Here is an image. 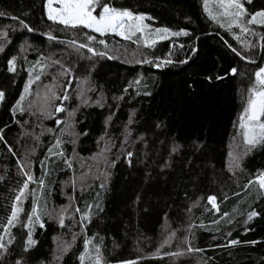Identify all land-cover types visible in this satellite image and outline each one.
Listing matches in <instances>:
<instances>
[{
	"label": "trees",
	"instance_id": "trees-1",
	"mask_svg": "<svg viewBox=\"0 0 264 264\" xmlns=\"http://www.w3.org/2000/svg\"><path fill=\"white\" fill-rule=\"evenodd\" d=\"M108 2L153 17L146 20L152 28L186 30L189 35L174 36L151 49L139 45L138 50L108 35L105 51L112 59L91 57L85 51L77 61L75 53L68 55L72 50L58 42L71 39L72 32L47 20L45 0H0V12L19 17L34 29L28 32L18 22L0 16V30L8 33V43L0 52V91L5 93L0 101V224H6L14 197L27 178L18 171L20 163L33 176L20 204L19 221L5 235L7 251L0 252V264H16L17 260L22 264H81L86 237L89 252L94 256L92 246L99 245L106 264H264V193L249 183L264 172V144L243 155L242 138L235 136L234 127L246 89L264 64L260 47L264 28L249 25L255 36L233 30L242 41L254 45L245 48L233 34L208 19L203 0ZM243 3L250 12L264 7V0ZM49 31L58 40H47L44 33ZM95 47L103 49L98 44ZM233 48L255 63L242 60ZM41 56L61 60L73 70L76 79L68 89L69 99L63 102L66 111L58 116L68 119V111L74 110V127L68 130L74 135H62L55 117L40 112L44 86L63 96L69 78L57 76L60 66L51 61H44L50 67L25 96L26 111L12 112L29 80V70L34 69L33 76L40 74L35 62ZM12 57H16L15 71L9 72ZM144 59L152 63L137 62ZM162 60L172 62L154 66ZM232 68L237 69L236 75L230 74ZM84 77L92 89L83 86L86 103L77 98L76 81ZM59 103L52 101L49 110ZM57 136L62 141L60 148L53 147L49 153ZM106 143L110 150L98 155ZM57 151L63 156L56 155ZM128 151L133 153L131 163ZM230 152L241 153L239 168L233 167ZM65 159H70L72 168ZM82 173L87 174L83 190ZM41 179L43 188L38 184ZM33 193L41 209L47 205L59 211L67 206L69 211L63 228L48 215L41 216L43 228L31 225L35 244L25 252L28 228L24 224ZM209 196L216 197L218 212L208 203ZM88 205L92 206L90 222L84 221L81 229L80 213L89 212ZM77 207L80 213L74 211ZM252 210L259 215L247 220ZM190 224L194 225L191 234ZM172 230H177L175 236L161 247ZM0 234H4L2 227ZM185 237L200 251H185ZM233 239L239 243L222 247ZM61 243L69 245L62 254L58 252ZM170 252L182 254L172 256ZM84 264H92L91 256L85 257Z\"/></svg>",
	"mask_w": 264,
	"mask_h": 264
},
{
	"label": "snow or ice",
	"instance_id": "snow-or-ice-1",
	"mask_svg": "<svg viewBox=\"0 0 264 264\" xmlns=\"http://www.w3.org/2000/svg\"><path fill=\"white\" fill-rule=\"evenodd\" d=\"M248 4H252L253 0H247ZM44 9L46 12V17L48 21H51L53 24H58L63 27L64 30H70L72 32V38L63 41L59 40L61 44H65L66 48H70L72 51L67 53L71 55L75 53L77 61L84 57V52L90 54L91 57H105L109 59L113 57L105 51L108 48L106 40L104 37L108 35H114L120 37L125 41H131L137 46L143 45V47L151 49L162 40L169 39L173 36H187L189 33L186 30H181L178 32H173L167 27H158L152 28L149 24L145 23L146 20L154 19L151 16L146 15L145 13H137L128 8H118L112 6L108 0H45ZM203 12L207 15L208 19L217 23L218 26L225 31L233 34V38L237 40L238 43H241L245 48L254 47L248 41H242L240 35L233 32L234 29H238L240 34H251L253 36L257 33L249 27V25H257L264 28V7L255 10L249 11L245 4L242 3V0H203ZM0 16H3L7 19H10L14 22H18L23 29H27L28 32H33L34 29L29 26L24 20L19 19V17L12 15L8 16L6 13L0 12ZM95 34V35H93ZM47 40L53 41L58 40L57 37L53 36L49 31L44 33ZM135 38V39H134ZM260 40L264 42V35L260 36ZM8 43V33L6 30H0V52L4 51V45ZM103 46V49H98L95 45ZM182 47V45H181ZM229 47H231L229 45ZM261 49H264V43L260 45ZM195 50V49H194ZM237 56H240L242 60H247L248 63H255L254 60L244 56L241 52L237 51L235 48L232 49ZM15 61L16 57H12L8 60V71H15ZM44 61H51V65H59L60 71L56 74L57 76H68L67 82L64 84V95L58 96L54 88L45 85V92L43 96L44 105L41 106L40 112L41 115L47 116L48 118L55 117V122L57 127L60 130V133L63 135L67 133L68 135H74V132H69V129L74 127V122L71 121V117L74 114V110L68 111V119L62 120L59 118L58 114L66 111L63 106V102L69 99L68 89L73 85V81L76 79L71 66H65L61 60H55L51 56L43 57L41 56L35 64L39 66V73L33 76L34 69L29 70V80L24 86V92L20 95V98L16 101L15 106L12 108L13 114L16 110L23 114L26 109L23 107V101L25 100L26 94H30V86L36 81L41 80V74L44 73V70L50 65ZM138 63H152L147 59L142 61H137ZM171 60H162L161 63L155 64V67H160L164 63H171ZM186 63V61H182ZM230 74L236 75L237 69H230ZM217 79H222V77H217ZM56 76H53V82H55ZM79 86V91L77 93V98L81 99L82 102L86 103L87 100L84 99V85L88 84L87 90H92L91 85L86 77L81 80L76 81ZM135 83L139 84L140 81L137 80ZM127 91V89H125ZM139 94V93H138ZM145 95L150 93L145 92ZM39 96V93H37ZM5 93L0 91V101H4ZM59 100L60 103L54 107V110H49L48 105L52 101ZM31 102L29 103V108H31ZM61 124H64L65 127H60ZM236 128L235 136L242 138V144L244 146L243 155H246L251 149L255 148L257 145L264 144V67H258V70L254 73V81L246 89L245 102L242 106V110L238 117V122L234 124ZM49 131H52L49 129ZM86 135L87 133H83ZM234 136V139H235ZM3 139V137H0ZM62 141L59 136L55 139V145L49 147V153L53 152V147L59 149ZM110 150L108 144H105V148L101 150L98 155L103 156L105 152ZM9 151L12 149L9 147ZM56 155L63 156L62 151H57ZM133 153L128 151L126 157L128 162L131 163V157ZM229 157L232 159L233 167L239 168V160L241 158V153H229ZM20 161H18V164ZM65 164L69 168H72V163L70 159H65ZM114 164V161L110 162ZM18 171L25 177L22 187L19 188L17 194L14 197V200L11 204L10 215L6 218V224H0V227L3 228V233L0 234V252H6L7 247L4 243L5 235L10 234V227L15 226V223L19 221L20 213L23 209L20 207V204L25 198V190L29 189V182L33 180V176L30 170L26 167H20ZM87 178L86 173H82L81 180V189L84 188V181ZM249 183H255L258 185L259 191L264 193V172H261L257 175L254 181H249ZM38 184L41 188L44 187V180L41 179L38 181ZM76 181L73 180V187H75ZM101 188L104 187V184L101 183ZM247 187V185H246ZM32 207L31 212L27 214V223L24 224L25 228H28V239L25 242L24 251H28V247L35 244V241L31 238V225L39 224L41 228L44 227V223L41 219L42 215H48L50 218L57 219V222L61 228L65 227L66 214H68L69 207L62 206L59 211L55 209L49 210L47 205L44 208H40L37 204L35 194H32ZM208 203L212 205L214 209L219 211L217 204L215 203L216 197L209 196L207 198ZM89 212L80 213V209L75 208L76 213H80L79 225L81 229H84V221L90 222V210L91 205L87 206ZM99 207V205H97ZM191 211V209H189ZM224 216H228V213H224ZM259 215L255 210L249 211L247 220H251L253 217ZM67 218L71 219L70 215ZM247 222V221H246ZM213 223H219L218 221H213ZM231 223V220L228 221ZM194 225L188 226V231L191 234V228ZM200 227H204L203 224ZM177 230H172L168 235L165 236L161 243V247L167 245L170 240L175 236ZM231 234L230 232L228 233ZM11 237L9 238V244L11 243ZM75 239V235H73ZM185 242L187 247L185 251L199 252L200 249L193 248L191 246V241L185 237ZM239 241L233 239L230 240L228 244L222 245V247H229L231 245L238 244ZM90 240L86 237L84 240V252L81 253L79 259L81 264H84L86 256H91L92 264H106L101 255V250L99 245H93L92 249L94 256L89 252ZM67 243H61L58 245V252L62 254L68 248ZM159 249H157V254ZM181 252H170L168 255L177 256L181 255ZM58 258V257H57ZM16 264H22L21 260H17ZM131 264V262H129Z\"/></svg>",
	"mask_w": 264,
	"mask_h": 264
},
{
	"label": "rangeland",
	"instance_id": "rangeland-1",
	"mask_svg": "<svg viewBox=\"0 0 264 264\" xmlns=\"http://www.w3.org/2000/svg\"><path fill=\"white\" fill-rule=\"evenodd\" d=\"M245 1H247V0H242V3L243 2H245ZM145 23H146V21H145ZM174 37V36H173ZM120 38V37H119ZM172 37H170L169 39H171ZM121 39V38H120ZM135 39V38H134ZM121 40H123V39H121ZM167 40V39H166ZM124 42H126V43H131V45H134L135 47L137 46L136 44H133L131 41H125V40H123ZM162 41H165V40H162ZM162 41H159V42H162ZM158 44V43H157ZM142 45V44H141ZM143 46V45H142ZM137 48V50L139 49V47H136ZM262 67H264V64L262 65ZM36 97H38V95H37V93H36ZM66 102V101H65ZM22 163H20V167H22ZM24 167V166H23ZM73 175H75V174H73ZM114 264H129V262H122V263H114Z\"/></svg>",
	"mask_w": 264,
	"mask_h": 264
}]
</instances>
